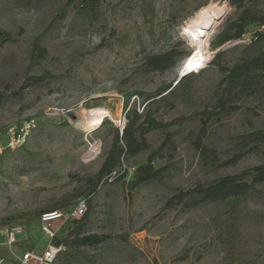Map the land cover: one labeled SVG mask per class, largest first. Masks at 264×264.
Instances as JSON below:
<instances>
[{
	"label": "rangeland",
	"instance_id": "rangeland-1",
	"mask_svg": "<svg viewBox=\"0 0 264 264\" xmlns=\"http://www.w3.org/2000/svg\"><path fill=\"white\" fill-rule=\"evenodd\" d=\"M208 3L224 12L208 34L203 67L150 108L162 126L146 129V148L123 158L135 168L151 161L156 176L137 182L133 170L96 182L127 113H141L160 85H174L189 71L184 63L156 71L149 58L172 47L182 51L181 62L192 54L182 30ZM80 5L0 0V29L11 34L0 45V140L10 126L35 123L23 145L0 158V257L16 263L27 249L42 251L52 242L63 246L53 264H264V182L246 176L245 192L209 201L194 191L264 162V73L252 74L246 88L221 94L223 74L208 64L218 52L219 63L231 67L264 49V26L254 22L240 40L210 47L243 10L264 16V0ZM106 108L113 120L102 114L78 124L84 113ZM143 124L142 118L134 123L136 137ZM93 146L98 153L89 157ZM80 198L89 211L84 232L103 240L67 249L73 223L53 221L49 238L40 215L67 213ZM12 228L19 233L8 246Z\"/></svg>",
	"mask_w": 264,
	"mask_h": 264
},
{
	"label": "trees",
	"instance_id": "trees-1",
	"mask_svg": "<svg viewBox=\"0 0 264 264\" xmlns=\"http://www.w3.org/2000/svg\"><path fill=\"white\" fill-rule=\"evenodd\" d=\"M99 2L100 0H80V6L86 9H95L99 5ZM253 22L263 27L264 16H258L255 18L254 16H250L249 10H243L234 21L229 22L222 28L218 34L217 41L210 42V47L214 49L225 42L240 40L244 35L243 33L245 32V29ZM258 35H260L259 32H256L255 37ZM10 38V32L0 29V45L9 41ZM42 51L45 50L41 49L40 53ZM181 55L182 51H178L175 47H172L159 53L158 55L151 56L148 60V64L156 71L175 69V67H178L179 63L182 65L186 59L185 58L181 62ZM220 55L221 52L216 53L208 64L215 66L218 72L223 74L222 81L225 82V85L222 88L221 94H229L236 89L237 86L239 88H246L248 87V84H250L248 78L252 76V74L257 72L264 73V49L256 52L246 61L242 63L237 62L231 67L219 63ZM192 74H194V72L184 74L175 79L174 85L171 82L160 85V87L156 90L155 95L152 96L154 99L151 101L147 100L148 102H146L143 106L141 113H138L134 109L127 113V124L123 128L120 137L118 131L120 128H116V134L111 144L112 146L106 153L103 162L95 175L96 182H99L101 179L107 181L110 180V178L113 179L126 173V171L120 173L122 164L127 163L123 158L126 156L130 157L131 155H134L146 148L147 144H145V140L143 138V134L146 129H155L162 126V122L160 123V121L150 116V108L159 102V100L165 95H172L175 92L176 87L181 85L183 81L187 80ZM140 118L143 120V125L147 127L140 128L141 130L136 137L135 132L139 129L134 126V123ZM150 162L151 161H149L146 166L139 168H135V166H133V173L134 175H137V182L147 180V178H149V176H147L148 174L150 177L156 176V172L153 174L150 173L152 170ZM112 172H115V175L112 176ZM246 176L251 177L252 183L264 182V162L255 165L248 170L242 171L239 175H227L218 179L216 182L209 184L208 186H198L194 191L197 192L202 200L208 201L240 195L249 188V183H247L244 179ZM88 216L89 211L87 207V211L81 217L69 220L73 223V226L65 237V248L70 249L74 246L94 245L103 240L102 237L95 233L84 232Z\"/></svg>",
	"mask_w": 264,
	"mask_h": 264
},
{
	"label": "built area",
	"instance_id": "built-area-1",
	"mask_svg": "<svg viewBox=\"0 0 264 264\" xmlns=\"http://www.w3.org/2000/svg\"><path fill=\"white\" fill-rule=\"evenodd\" d=\"M200 69L193 68L192 71L199 72ZM34 126V120H30L28 122H24L19 128H15L13 126L8 127L6 140L4 142L0 140V158L5 151L20 148L30 134V128ZM120 170V173L124 171L131 173L134 170V167H128L126 163H123ZM111 175H115V172H112ZM111 179L112 178H110V180ZM86 211L87 201L80 198L73 205V208H71V210L67 213H64L61 209L42 212L40 215L41 231L47 237L52 238L55 234L52 229L53 221H56L57 219L71 220L73 218H79ZM18 233L19 231L17 229L12 228L9 233L6 234L5 240L8 246H11V244L17 241L16 237ZM62 248L63 246L61 244L55 245L52 242H49L45 245L42 251L27 249L21 254L15 264H53ZM4 261L5 258L0 257V264Z\"/></svg>",
	"mask_w": 264,
	"mask_h": 264
},
{
	"label": "bare ground",
	"instance_id": "bare-ground-1",
	"mask_svg": "<svg viewBox=\"0 0 264 264\" xmlns=\"http://www.w3.org/2000/svg\"><path fill=\"white\" fill-rule=\"evenodd\" d=\"M224 6L208 3L201 9L195 12L188 18L182 30V35L185 36L193 47V53L187 56L184 66L186 69L192 71L193 68L203 67L205 60L208 56L206 46L208 44V34L212 31L215 24L219 22V17L224 12ZM102 114H107L112 120L113 115L108 108L100 109L99 111L84 113L83 117L79 118L78 124L82 127L86 122L92 123ZM98 146H93L87 156L92 157L98 153Z\"/></svg>",
	"mask_w": 264,
	"mask_h": 264
},
{
	"label": "crops",
	"instance_id": "crops-1",
	"mask_svg": "<svg viewBox=\"0 0 264 264\" xmlns=\"http://www.w3.org/2000/svg\"><path fill=\"white\" fill-rule=\"evenodd\" d=\"M2 264H15V263H13V262H11V263H6V262L4 261Z\"/></svg>",
	"mask_w": 264,
	"mask_h": 264
},
{
	"label": "water",
	"instance_id": "water-1",
	"mask_svg": "<svg viewBox=\"0 0 264 264\" xmlns=\"http://www.w3.org/2000/svg\"><path fill=\"white\" fill-rule=\"evenodd\" d=\"M123 128H124L123 126L120 128V129H121V130H120V134L122 133V131H123Z\"/></svg>",
	"mask_w": 264,
	"mask_h": 264
}]
</instances>
